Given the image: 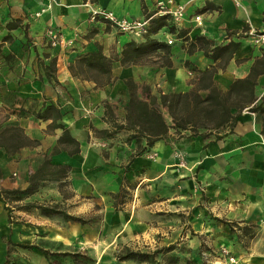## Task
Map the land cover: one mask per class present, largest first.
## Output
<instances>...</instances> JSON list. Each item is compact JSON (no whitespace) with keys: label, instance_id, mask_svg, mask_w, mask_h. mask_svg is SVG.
<instances>
[{"label":"crops","instance_id":"0c3cea01","mask_svg":"<svg viewBox=\"0 0 264 264\" xmlns=\"http://www.w3.org/2000/svg\"><path fill=\"white\" fill-rule=\"evenodd\" d=\"M177 2L184 3L185 13L177 23L168 14L167 21L175 29L170 31L168 24L150 34L164 41L171 38L168 52L160 49L148 56L152 59L131 64L114 59L103 83L70 70L78 54L96 50L98 45L104 54L119 56L125 41L145 38L91 19L92 8L145 18ZM194 13L201 14L202 24L193 19ZM10 21L16 25L8 27ZM49 27L72 43L50 45ZM247 27L264 30V0H0V129L17 124L39 140L13 152L0 146V188H25L29 173L56 144L61 128H50V118L32 114L44 102L55 103L80 147L72 154L63 149L51 154L52 162L70 166L67 193L57 180H45L12 204H57L89 218L80 223L59 214L44 215L37 208H14L16 221L9 223L0 200V258L9 248L7 239L38 244L37 238L43 236L56 250L76 241L80 248L91 247L95 255L113 253L114 259L126 247L151 251L175 245L151 262L129 258L117 264H224L219 253L222 245L236 256V264H264V113L245 107L232 126L213 128L205 137L188 135V129L180 135L170 127L151 145L143 137L138 146L132 129L123 127L111 135L99 132L114 129V121H125L127 78L149 84L159 95L194 87L200 70L212 68L214 82L225 91L235 78L246 76L255 61L257 68H263L259 59L264 52L243 34ZM198 34L210 40L209 48L228 41L236 46L228 56L215 59L198 45L189 51ZM163 56L171 60L170 65L162 63ZM52 58L54 70L49 66ZM254 96L256 102L264 96V70L256 74ZM106 104L112 118L106 114ZM162 113L170 123L165 108ZM122 178L124 201L116 204L113 194L119 191ZM53 217L61 218L60 227L54 226ZM218 218L239 225L251 223L254 234L239 240V230L232 231ZM164 254L174 261L165 262Z\"/></svg>","mask_w":264,"mask_h":264},{"label":"trees","instance_id":"16d2710c","mask_svg":"<svg viewBox=\"0 0 264 264\" xmlns=\"http://www.w3.org/2000/svg\"><path fill=\"white\" fill-rule=\"evenodd\" d=\"M148 17L150 20V22L148 21V32L143 40L129 39L125 41L119 56L116 54H104L101 46L98 45L96 50L78 54L74 61L69 64L70 70L78 76L93 79L96 83H103L110 76L111 64L114 59H119L122 64H131L142 61L160 49L168 52L169 43L167 41L150 36L151 33L157 31L163 25L169 24L167 21L169 17L168 13L155 16L149 15ZM15 25L11 21L7 23L8 27ZM168 27L170 31L175 29L173 24H169ZM8 37L7 34L3 36L5 39ZM209 44L210 40L208 38L198 34L195 36L194 41L190 42L189 51L198 45L202 48L206 56L215 59L223 54H227L228 56L236 46L233 41L216 44L211 48H209ZM259 62L263 64V68L261 66V69L257 68L255 61L251 66L250 72L244 77L235 78L225 91L221 90L214 82L212 68L200 70L198 81L194 87L186 91L161 92L159 95L151 91L149 84L144 82L139 83L132 78H127L125 83L129 91V96L126 104L125 121H114V129H100L99 132L104 135H111L120 128H128L133 130L131 136L135 138L138 146L143 137L146 139V144L151 145L156 139L166 135L170 127H173L180 135H184V133H181V130L188 129L190 131L188 135L200 134L205 137L212 132L211 130L213 128L224 124L232 126L237 115L245 107L251 111L264 113V96L258 102H256L254 96L256 74L259 70H264V55L259 59ZM162 63L170 65L171 60L163 56ZM186 64H188V61H186ZM49 66L50 69H55V58L51 59ZM200 90H205L206 92L201 93ZM106 106V114L112 118L113 113L109 105L106 104ZM162 108H165L169 114L170 123L164 117ZM32 114L42 119L50 118L51 121L48 126L50 128L59 127L62 133L50 151L44 153L38 166L29 173L28 184L25 188H0V200L7 209L8 222L16 221L13 214L14 208L23 210L37 208L44 215L59 214L64 219L78 221L80 223L88 222L89 218L69 213L57 204H46L38 201H26L15 206L12 204L13 201L21 200L26 195L35 191L40 183L45 180H57L60 189L65 195L67 193L65 186L69 183L67 175L70 166L68 164L52 162L51 154L57 153L62 149L67 150L70 154L80 150L78 140L70 134L68 127L61 121L62 111L57 104L44 102L38 110H33ZM200 128H204V130L200 131ZM215 136L219 137L220 135L216 134ZM38 143L39 140L28 136L20 125L5 124L0 129V146L8 152H13L21 146L37 145ZM142 148L144 147L142 146L140 149ZM124 182L125 178L124 181L122 178V185L119 191L113 194L116 204L124 201L126 192ZM218 219L227 224L232 231L238 229L239 233H237V236L239 240L244 235L252 237L254 234L253 224L251 223L239 225L235 220ZM6 243L7 245H16L24 248L35 247L43 253L50 264H56L55 261L51 260V255L53 254L70 255L73 260L72 264L80 263L79 256L81 253L78 251L52 252L36 243L14 242L10 239H7ZM242 243L245 245L246 241ZM174 246V243H170L156 247L151 251L126 247L124 250L116 253V258L118 260L133 258L139 261L151 262L156 259L159 252L171 250ZM169 261H174V258L171 257ZM0 264H17L9 248L6 249V253H4L3 260Z\"/></svg>","mask_w":264,"mask_h":264},{"label":"built area","instance_id":"2783aa9c","mask_svg":"<svg viewBox=\"0 0 264 264\" xmlns=\"http://www.w3.org/2000/svg\"><path fill=\"white\" fill-rule=\"evenodd\" d=\"M173 2V0H170ZM160 5L163 4V1H159ZM161 8V7H160ZM159 12L161 14L168 13L171 15V19L173 23H177L181 21L185 13V5L184 3L177 2L175 6L171 9H160ZM37 14V13H36ZM90 18L91 19H102L109 23L111 26L115 27L118 31L123 33H129L135 38H141L146 35L148 32V21L149 17L145 18H130L125 16H120L116 14L111 9L106 8H92L90 10ZM193 19L198 23L202 24V16L200 13H194ZM243 34L249 36L252 42L258 45L262 51L264 52V30H255L252 27H247L244 29ZM47 42L50 45H57L60 43H72V40L63 39L61 33L55 29L54 27H49L46 30ZM229 34L226 35L228 37ZM167 43H171L172 39H166ZM219 253L224 257V264H236L237 258L231 253L230 249L225 245H222L219 248Z\"/></svg>","mask_w":264,"mask_h":264},{"label":"rangeland","instance_id":"374dc122","mask_svg":"<svg viewBox=\"0 0 264 264\" xmlns=\"http://www.w3.org/2000/svg\"><path fill=\"white\" fill-rule=\"evenodd\" d=\"M148 59H152V58L151 57L146 58V60ZM15 215H17V213ZM61 221H62L61 218L56 219L53 217L52 219L54 226H58V227H60L59 225ZM42 233L44 232H41V234ZM43 238H44L43 236H39L37 238V243L42 246L47 245L48 249L52 252L78 251L79 253H81V255L79 256L80 257L79 264H117V262L119 261L118 259L113 258L114 257L113 253H101L99 255H95V253H92L93 249L91 247L80 248V243L76 241L70 242L68 245L64 246L63 248L56 250L55 247L52 246L49 247V244L46 241H44ZM9 250L12 257H15L17 264H50L49 261L46 259V257L43 255V253L35 247L24 248L20 246L16 247L14 245H9ZM170 257H171L170 255L164 254L162 258L166 262L170 260ZM2 260L3 258H0V262ZM51 260L55 261L56 264H72L73 262L72 257L70 255H61V254L51 255Z\"/></svg>","mask_w":264,"mask_h":264}]
</instances>
